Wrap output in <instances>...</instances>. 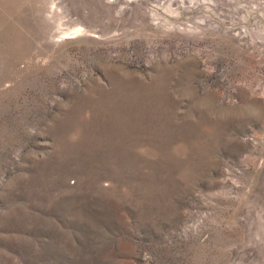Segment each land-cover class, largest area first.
Listing matches in <instances>:
<instances>
[{"label":"rangeland","instance_id":"rangeland-1","mask_svg":"<svg viewBox=\"0 0 264 264\" xmlns=\"http://www.w3.org/2000/svg\"><path fill=\"white\" fill-rule=\"evenodd\" d=\"M0 264H264V0H0Z\"/></svg>","mask_w":264,"mask_h":264},{"label":"bare ground","instance_id":"bare-ground-1","mask_svg":"<svg viewBox=\"0 0 264 264\" xmlns=\"http://www.w3.org/2000/svg\"><path fill=\"white\" fill-rule=\"evenodd\" d=\"M82 30V28L80 27V26H77L75 29H74V33L75 32H79V31H81ZM73 33V32H72Z\"/></svg>","mask_w":264,"mask_h":264}]
</instances>
